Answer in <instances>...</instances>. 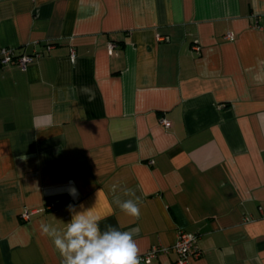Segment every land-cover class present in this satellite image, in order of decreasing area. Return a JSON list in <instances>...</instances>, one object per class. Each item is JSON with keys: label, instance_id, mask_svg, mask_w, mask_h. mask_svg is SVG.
I'll list each match as a JSON object with an SVG mask.
<instances>
[{"label": "crops", "instance_id": "1", "mask_svg": "<svg viewBox=\"0 0 264 264\" xmlns=\"http://www.w3.org/2000/svg\"><path fill=\"white\" fill-rule=\"evenodd\" d=\"M3 49L35 58L0 66V264H61L69 204L151 264L180 232L188 264H264V0H0Z\"/></svg>", "mask_w": 264, "mask_h": 264}, {"label": "clouds", "instance_id": "2", "mask_svg": "<svg viewBox=\"0 0 264 264\" xmlns=\"http://www.w3.org/2000/svg\"><path fill=\"white\" fill-rule=\"evenodd\" d=\"M70 184L69 195L76 199L79 192L74 182ZM123 193L135 196V191L129 188H124ZM113 202L127 215L140 217L139 197L122 201L117 195ZM68 211L71 219L63 231L43 221L40 224L42 234L51 238L60 253L61 264H141L140 248L131 230L121 231L111 224L101 229V222L106 217L94 214L91 209L76 211L75 206L69 204Z\"/></svg>", "mask_w": 264, "mask_h": 264}, {"label": "built area", "instance_id": "3", "mask_svg": "<svg viewBox=\"0 0 264 264\" xmlns=\"http://www.w3.org/2000/svg\"><path fill=\"white\" fill-rule=\"evenodd\" d=\"M231 37V36H230ZM115 46L113 44L110 45V51L114 50ZM196 51H200L199 46H195ZM72 57L75 58L74 52ZM35 56H20L15 57L14 52L9 49H3L0 54V66H7L16 61V63L22 68L26 69L27 66L33 62ZM162 123L165 127H171V123L168 120H163ZM25 219L29 218V214H25ZM174 250L179 255V260L177 264H188L192 259L198 258L202 255V251L198 245V237L195 234L180 232L178 236V240L174 246ZM161 253H169L168 248L164 247H153L150 249L144 256L140 257L141 263L151 264L155 258L159 256Z\"/></svg>", "mask_w": 264, "mask_h": 264}]
</instances>
